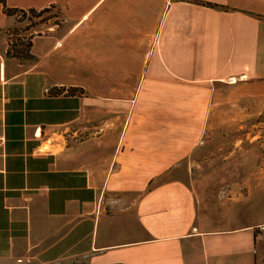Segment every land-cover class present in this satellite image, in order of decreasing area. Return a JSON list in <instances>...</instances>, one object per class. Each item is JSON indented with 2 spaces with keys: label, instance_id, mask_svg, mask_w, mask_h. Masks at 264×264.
Instances as JSON below:
<instances>
[{
  "label": "crops",
  "instance_id": "0c3cea01",
  "mask_svg": "<svg viewBox=\"0 0 264 264\" xmlns=\"http://www.w3.org/2000/svg\"><path fill=\"white\" fill-rule=\"evenodd\" d=\"M4 3L64 20L16 57L0 3V264H264L263 194L224 200L191 165L175 177L222 103L237 123L264 97V0ZM203 157L253 174L250 151Z\"/></svg>",
  "mask_w": 264,
  "mask_h": 264
},
{
  "label": "rangeland",
  "instance_id": "374dc122",
  "mask_svg": "<svg viewBox=\"0 0 264 264\" xmlns=\"http://www.w3.org/2000/svg\"><path fill=\"white\" fill-rule=\"evenodd\" d=\"M51 5V4H50ZM53 5V4H52ZM28 9V8H27ZM36 9V8H35ZM59 10V11H58ZM18 18V19H17ZM16 24L9 29L10 34V49L18 53H26L29 41L36 35H41L46 30L58 29L61 22L64 20V12L54 7H49L47 12H43L41 16L37 13L27 12L25 14L18 13L15 17ZM32 43V42H31ZM230 78L227 83H233ZM63 89V88H62ZM61 89V90H62ZM69 89V88H68ZM51 91L56 92L60 89L53 88ZM230 94L229 90L222 91V97L227 98ZM246 103L245 110L241 111L238 116V122L235 123L230 117L228 106L222 103L215 113V117L220 122V127L214 128L208 133L202 134L203 143L199 145L193 158L183 161L176 169L179 174L175 177L186 178V166L192 168L195 174L200 168L209 173H215L212 178L213 182L229 185L221 188L218 196L224 200L237 202L243 201L245 194L255 191L263 194V201L254 202L252 210L249 211L253 218H259L264 214V97H251L249 100H244ZM251 104V106H250ZM235 118V116H233ZM231 121L232 125L227 123ZM217 129V130H216ZM233 150H246L252 154L251 166L253 174L237 175L228 167L234 168L239 166L237 161L226 158H209L203 157L213 151H223L228 153ZM208 158V159H207ZM236 163V164H235ZM239 163V162H238ZM194 166V167H192ZM241 166V165H240ZM230 174V175H228ZM227 176V177H226ZM246 177L252 178V187L246 183ZM226 179H229L228 181ZM237 183V185H234ZM244 210V208H241ZM264 223V221L262 222ZM257 229V228H256ZM258 230V229H257ZM259 231V230H258ZM262 232V231H259ZM263 246L259 247V255H264V237L260 239ZM60 264H83L73 260L63 261Z\"/></svg>",
  "mask_w": 264,
  "mask_h": 264
},
{
  "label": "trees",
  "instance_id": "16d2710c",
  "mask_svg": "<svg viewBox=\"0 0 264 264\" xmlns=\"http://www.w3.org/2000/svg\"><path fill=\"white\" fill-rule=\"evenodd\" d=\"M0 3H2V5H3L4 13H6L7 15H10V16H14V17H16V15L18 13H21L23 15V14H25L27 12H30L32 14L37 13L38 16H41V14L43 12H47L48 11L49 7H51V6L54 7V5L51 4V5L47 6V7L41 8V9H35L33 7L28 8V9H20V8H14V7H7L5 5V3H4V0H0ZM199 3L205 4V5H209V6H215L214 4H211L210 2L199 1ZM31 44H32L31 41H29L28 46H27L28 49L30 48ZM7 54H11L13 56L21 57V58H25V59H31L32 58L31 54H29L28 51L26 53H24V54L23 53H18L17 51H14V50L10 49V47L7 50ZM51 92L52 93H57V92L59 93L60 91H56V92L51 91ZM75 92H77L76 88L67 89V93L74 94Z\"/></svg>",
  "mask_w": 264,
  "mask_h": 264
},
{
  "label": "built area",
  "instance_id": "2783aa9c",
  "mask_svg": "<svg viewBox=\"0 0 264 264\" xmlns=\"http://www.w3.org/2000/svg\"><path fill=\"white\" fill-rule=\"evenodd\" d=\"M231 80L234 81L233 79H231ZM257 229H258L259 231L264 232V223H261V224L257 227ZM192 230L195 231L196 228L193 227Z\"/></svg>",
  "mask_w": 264,
  "mask_h": 264
}]
</instances>
